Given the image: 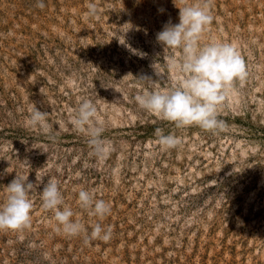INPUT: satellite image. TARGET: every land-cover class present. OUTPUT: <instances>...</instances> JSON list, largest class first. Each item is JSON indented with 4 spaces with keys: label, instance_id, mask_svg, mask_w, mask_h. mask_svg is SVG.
Segmentation results:
<instances>
[{
    "label": "rangeland",
    "instance_id": "rangeland-1",
    "mask_svg": "<svg viewBox=\"0 0 264 264\" xmlns=\"http://www.w3.org/2000/svg\"><path fill=\"white\" fill-rule=\"evenodd\" d=\"M43 2L0 0V204L16 174L36 184L30 226L0 229V264H264V0ZM196 3L214 17L201 43H237L248 71L221 102L215 131L178 128L136 101L175 84L169 60L182 51L157 33ZM82 98L114 145L103 162L70 123ZM33 103L50 133L25 126ZM157 129L182 143L165 149ZM49 178L86 232L57 230L43 207ZM81 189L109 202L110 214L82 208ZM96 223L111 227L110 240L90 238Z\"/></svg>",
    "mask_w": 264,
    "mask_h": 264
},
{
    "label": "clouds",
    "instance_id": "clouds-1",
    "mask_svg": "<svg viewBox=\"0 0 264 264\" xmlns=\"http://www.w3.org/2000/svg\"><path fill=\"white\" fill-rule=\"evenodd\" d=\"M38 6H45L43 0H38ZM88 9L89 16L96 15V4L89 3ZM213 19L209 4L185 5L179 8V23L169 22L157 33L156 38L164 48L181 50L182 55L178 59L169 60L176 77L175 84L168 88L157 87L155 91L146 90L137 95L136 101L141 109L162 120L174 122L178 128L198 125L205 130L215 131L223 126L218 118L219 106L225 95L232 90L234 82L246 79L248 71L237 43L220 40L201 43ZM139 79L152 85L157 83L151 77L141 76ZM73 112L71 125L89 138L92 152L98 160L105 161L114 151V145L103 137L105 128L95 103L91 99L82 98ZM25 126L45 134L52 130L48 113L40 111L34 103ZM157 134L159 143L165 149L176 148L182 143L180 138L172 134L165 135L161 129H157ZM28 175L16 174L5 186L7 198L0 204V229L22 230L30 226L33 208L30 194L36 189V184L28 181ZM41 194L43 207L55 213L58 231L70 236L86 232L83 223L72 219L73 210L68 206L61 207L64 198L55 178L47 180ZM78 200L82 208L90 210L91 215L101 219L111 212L110 203L96 199L91 191L81 189ZM111 237V227L105 228L100 223L95 224L90 234V238L104 241Z\"/></svg>",
    "mask_w": 264,
    "mask_h": 264
}]
</instances>
